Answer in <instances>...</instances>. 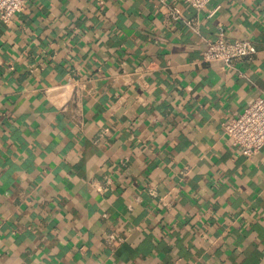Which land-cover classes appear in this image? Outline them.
Returning <instances> with one entry per match:
<instances>
[{
    "label": "crops",
    "instance_id": "0c3cea01",
    "mask_svg": "<svg viewBox=\"0 0 264 264\" xmlns=\"http://www.w3.org/2000/svg\"><path fill=\"white\" fill-rule=\"evenodd\" d=\"M165 2L0 19V264H264V145L224 132L264 89V0ZM221 28L255 57L203 61Z\"/></svg>",
    "mask_w": 264,
    "mask_h": 264
},
{
    "label": "built area",
    "instance_id": "2783aa9c",
    "mask_svg": "<svg viewBox=\"0 0 264 264\" xmlns=\"http://www.w3.org/2000/svg\"><path fill=\"white\" fill-rule=\"evenodd\" d=\"M193 6L197 11L204 9L210 0H183ZM28 0H0V19L11 25L17 14L26 10ZM161 8L174 19L180 18V11L175 6L167 5L165 0H160ZM190 29L199 34L197 21H187ZM205 47L202 59L205 62L223 63L226 67H235L238 61L253 59L258 52L257 47L248 39H230L221 28L219 35L214 39H203ZM224 132L233 145L241 148L245 155H252L264 145V89L254 101L249 103L244 110L228 119L224 123Z\"/></svg>",
    "mask_w": 264,
    "mask_h": 264
}]
</instances>
